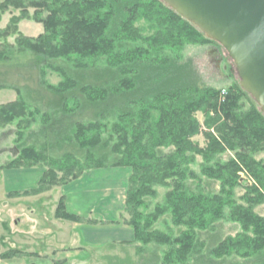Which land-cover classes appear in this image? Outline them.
I'll return each mask as SVG.
<instances>
[{
  "label": "trees",
  "instance_id": "trees-1",
  "mask_svg": "<svg viewBox=\"0 0 264 264\" xmlns=\"http://www.w3.org/2000/svg\"><path fill=\"white\" fill-rule=\"evenodd\" d=\"M10 10L19 14L0 31V40L17 35L16 49L4 45L0 63L29 52L68 65L70 74L64 66L52 67L63 79L57 86L45 83L41 66L40 86L59 98L62 113L70 112L69 100L78 111L80 94L98 114L39 150H20L4 169L47 170L35 190L9 196L40 195L91 170L127 169L124 213L132 245L138 253L154 246L150 259L141 260L188 264L199 255L201 237L217 232L207 264H264V215L258 212L264 206V114L239 83L216 89L181 80L172 85L167 78L169 63H178L184 47L217 43L160 0H0V21ZM28 19L42 25L35 39L18 34L17 25ZM139 20L152 29L150 37L135 27ZM38 111L21 98L1 105L0 128L15 123L18 136ZM197 113L206 130L203 148L192 142L201 134ZM51 149L63 152L53 158L47 155ZM241 170L255 188H241ZM54 218L94 223L68 214L63 197ZM160 224L163 230L156 228ZM226 225L230 229H222ZM223 230L229 231L224 237Z\"/></svg>",
  "mask_w": 264,
  "mask_h": 264
},
{
  "label": "rangeland",
  "instance_id": "rangeland-1",
  "mask_svg": "<svg viewBox=\"0 0 264 264\" xmlns=\"http://www.w3.org/2000/svg\"><path fill=\"white\" fill-rule=\"evenodd\" d=\"M160 2H162L160 0ZM30 13L33 11L30 10ZM18 12L14 10H10L5 13L1 17L0 21V31L4 30L9 23L11 17H17ZM135 27H137L141 35L143 37H150L153 34L152 29L149 27L147 23L142 20H139ZM18 34L22 37L35 39L39 35L43 33V28L41 24L35 23L33 20H23L19 22L17 25ZM205 37V36H204ZM206 38V37H205ZM17 35L9 37L5 40H0V49H3L4 45H8L16 49ZM207 40H210L206 38ZM211 41V40H210ZM214 42V41H212ZM216 43V42H215ZM172 56V55H171ZM179 57V58H178ZM176 57L178 63H169L166 73L167 78L172 79V85L180 83L181 80L188 83H196V86L199 87H213L216 89L227 88L233 83H239V79L237 77L235 66L232 60L228 57L227 53L224 49L217 43L210 44L208 46H186L180 53V56ZM158 65V64H155ZM41 66L45 67V78L44 81L47 85L57 86L60 82H62V76L53 72L52 67L55 66H64L66 72L68 74L71 73V70L68 65L63 64L61 62H45L42 61L41 58L35 57L29 52L22 53H14L11 59L6 63H0V86H4V88L0 89V106L8 103H12L16 101L18 98H21L25 103L30 105L32 108H37L39 113L36 115L35 123L30 125L27 129H21L20 134L17 136V127L16 124L7 125L5 127L0 128V173L2 171L8 170L4 169V166L9 163L12 159H15L20 150L26 147H33L36 150H39L41 146L54 143L56 137L58 135H62L64 133H68L72 130L73 126L77 122L86 123L89 120L95 118L98 114L97 109L89 107L82 95L77 94L76 97L80 100V104L78 111H75V102L73 100L68 101V109L66 112H60L58 110L59 98L54 96L53 94L44 90L39 83V68ZM188 80V81H187ZM221 95H225L222 91ZM125 103V101L123 102ZM245 107L247 108V102H245ZM124 105V104H123ZM103 107V106H102ZM108 108V107H106ZM72 111V112H71ZM45 115H48L46 117ZM196 120L201 126V134L194 137L192 142L196 144L198 147L203 148L206 145V141L204 139V134L206 132L203 127V116L200 113L195 115ZM47 118V119H46ZM61 152H57L55 149H51L47 153L50 157H58ZM261 157H264V154H261ZM36 168L41 171L46 172L45 167H31ZM22 169V168H19ZM30 169V168H23ZM11 170V169H9ZM101 171L103 174L107 175V178L99 179L95 177L94 174L86 181V184L89 186V190L91 193V213L95 215V217H88L87 219H83L85 221L94 222L92 225L98 224V215L96 214V210L100 208V205L107 204L103 197H100V190H105L108 188V191L114 192L115 190H121L122 188L118 185L120 179L118 176L120 174L118 168H110V169H99V170H91L89 172L81 174L76 180H69L63 186H58L52 188L55 192L49 194V198L46 202L49 204H53L57 198L59 197V192L62 187H69V190L80 188L81 183L77 181L82 179L83 175L88 174L90 172L95 173L96 171ZM130 171V170H129ZM131 173V171H130ZM60 177V174L58 175ZM0 176V180H1ZM238 183L241 188H255L256 184L252 177L244 170H241L240 173L237 174ZM1 182V181H0ZM3 187V185H1ZM50 189V190H52ZM127 189V184L125 186V190ZM258 189V188H256ZM49 190V191H50ZM97 191V192H95ZM48 192V191H47ZM112 202V206L114 207L113 220L111 221V217L106 219L105 222L107 225L111 226H119L126 224V221L129 219L128 215L124 213V206L121 207L119 196ZM243 190L239 191L241 194ZM46 193V192H45ZM264 195V192H262ZM44 194V193H43ZM126 195V192H125ZM10 198V197H8ZM12 198H15L12 196ZM61 198V197H60ZM103 200V201H102ZM1 201V200H0ZM161 201V200H160ZM150 208H152V200L148 201ZM48 205V204H47ZM51 205L50 208H52ZM21 205L17 206H5L4 203L0 204V220H11L16 219L18 222L17 228L18 230L26 231L31 226L29 221L31 220L28 217L21 218L20 212ZM12 208V211H10ZM49 208V209H50ZM65 208V204H64ZM66 210V209H65ZM259 213L264 215V206H261L258 209ZM47 218L49 215L48 210H44L42 212ZM17 215V216H15ZM72 215V214H71ZM19 217V218H18ZM77 217V216H76ZM17 218L20 220L18 221ZM80 218V217H79ZM110 220V221H109ZM102 223V222H101ZM81 224H89V223H81ZM167 224V223H166ZM30 225V226H29ZM91 225V224H90ZM169 225V224H168ZM14 226V222L12 221V227ZM157 229L163 230L164 226L159 225L156 226ZM222 229H230L228 225L223 226ZM233 229V228H231ZM224 237L229 231L223 230ZM234 232V231H233ZM217 233V232H216ZM215 232L205 234L202 236L203 243L199 246L200 252L192 261L188 264H207V260L210 258L209 249L215 245V239L213 240ZM220 236V237H221ZM134 237V235H133ZM219 237V238H220ZM221 237V238H222ZM134 240V239H133ZM130 244V246H128ZM113 246H106L102 251L96 252L91 251L92 253L80 252L81 249H76L77 247H73L75 249H71V253H76V256L83 257L82 259L74 258L72 259L71 264H151L152 262L141 260L150 259L152 255V249L154 246L148 245L144 246L145 252L138 253V247L132 245L131 242L127 243H119V244H110ZM85 251V249H83ZM63 253V252H62ZM90 254V255H89ZM203 259V263H202ZM236 261V260H234ZM61 264H64L62 261ZM68 264V263H67Z\"/></svg>",
  "mask_w": 264,
  "mask_h": 264
},
{
  "label": "crops",
  "instance_id": "crops-1",
  "mask_svg": "<svg viewBox=\"0 0 264 264\" xmlns=\"http://www.w3.org/2000/svg\"><path fill=\"white\" fill-rule=\"evenodd\" d=\"M101 171L103 170L83 175V178L77 181L78 183L82 182L80 188L69 190L73 185L67 188L62 187L59 197L53 204H49L46 201L49 198V194L55 192L54 190L56 189L36 196H20L15 198L9 196L35 190L44 171L36 168L2 171L0 173L2 177L0 180V204L4 203L6 207L21 205L19 209L21 218H30L29 223L31 226L29 225L28 230L22 231L16 229L18 225V222L15 221L16 219L0 220V256L8 251L20 253L8 260L0 258V264H61L62 261H64V264H71L72 259L83 258L81 256L77 257L76 253L70 252L71 249H75L73 247L81 249L80 252H84L82 255L84 256L87 252L102 251L110 244L133 241V231L127 224L111 226L105 223L106 219H109L111 216L110 220L114 219L113 213L115 208L111 207V204L118 197V193L120 194V189L114 192L108 191V188L99 191L100 197H103L102 199L107 204L100 205V208L96 210L98 219L95 218V220L98 221V224H76L54 218L55 209L60 197L64 198L65 209L68 214L75 215L81 219L95 217L91 213L92 192L89 190L86 181L93 174L100 180L107 178V175ZM119 172L118 179H120V182L118 185L123 190L119 196V201L122 207L125 203V186L131 173L127 169H119ZM51 205H53L52 208H50ZM46 209L50 215L48 218L42 214ZM10 211H12V208H10ZM18 218L17 220L20 221ZM12 221L14 222L13 227ZM72 243L74 244L73 247L71 246Z\"/></svg>",
  "mask_w": 264,
  "mask_h": 264
},
{
  "label": "water",
  "instance_id": "water-1",
  "mask_svg": "<svg viewBox=\"0 0 264 264\" xmlns=\"http://www.w3.org/2000/svg\"><path fill=\"white\" fill-rule=\"evenodd\" d=\"M161 1L224 49L241 89L264 114V0Z\"/></svg>",
  "mask_w": 264,
  "mask_h": 264
}]
</instances>
